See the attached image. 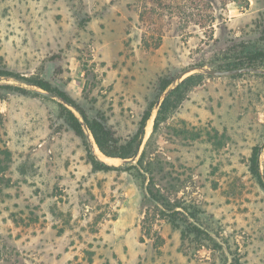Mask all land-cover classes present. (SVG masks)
Returning a JSON list of instances; mask_svg holds the SVG:
<instances>
[{
    "label": "rangeland",
    "instance_id": "obj_1",
    "mask_svg": "<svg viewBox=\"0 0 264 264\" xmlns=\"http://www.w3.org/2000/svg\"><path fill=\"white\" fill-rule=\"evenodd\" d=\"M232 38L264 43V0H0V264H264V73L200 68ZM29 79L119 143L154 104L134 160L90 134L112 165L94 170L62 116L79 110Z\"/></svg>",
    "mask_w": 264,
    "mask_h": 264
},
{
    "label": "trees",
    "instance_id": "obj_2",
    "mask_svg": "<svg viewBox=\"0 0 264 264\" xmlns=\"http://www.w3.org/2000/svg\"><path fill=\"white\" fill-rule=\"evenodd\" d=\"M145 12L143 13V16ZM222 59L216 61V65H213V68L216 69H232V68H240L246 66H254L259 68H264V43L258 41V43H250L241 38H232L228 41L227 45L224 47L222 53ZM205 65L204 63H201ZM247 74V73H246ZM255 76H263L260 73H250ZM13 73L9 71L0 70V76H12ZM201 75H191L184 79L173 91H171L164 101L161 104L159 109V113L156 120V125H158V119L166 116V113L177 104V102H173V96L177 95L180 99L184 98L186 95V91L189 89L192 83H194V79L200 77ZM35 84L39 85L46 91H55L61 97H63L67 102L72 104L75 108H77L82 116V119L76 115L74 111L64 106L62 108V116L65 119L66 123L69 127L75 132V134L81 138L83 145L87 151V157L94 170H109L112 168V165H109L105 161L100 160L93 154L91 150V145L89 142L88 135H92L95 143L97 144L100 151L109 157H117V158H130L136 154L139 150L140 145L142 143V139L145 133L146 122L151 116V112L153 109V105L151 104L145 111L142 116L137 132L132 135L128 140L123 143H119L120 140L115 136L114 131L109 128L106 124H104L98 118L90 117L83 109H81L76 103L65 93L62 91H58L54 89L50 83L46 81H36L34 79H29ZM173 81V80H172ZM171 80H166L161 87L162 93L167 90L169 85L172 83ZM164 114V115H163ZM86 126V128H85ZM259 147L255 146L253 148V153L251 157L250 170L253 175L258 177V179L263 183L262 174L260 171L259 165ZM150 193L154 196L155 199H158V194L154 191H150ZM186 230L189 233L194 234L195 236H201V234L206 233L198 226L190 223L187 225Z\"/></svg>",
    "mask_w": 264,
    "mask_h": 264
},
{
    "label": "water",
    "instance_id": "obj_3",
    "mask_svg": "<svg viewBox=\"0 0 264 264\" xmlns=\"http://www.w3.org/2000/svg\"><path fill=\"white\" fill-rule=\"evenodd\" d=\"M204 72L210 74V75H216V76H231V75H236L239 73H245V72H255V73H264V68H259V67H254V66H246V67H240V68H232V69H216V68H212V67H200ZM193 69V68H192ZM192 69H187L185 71H183L180 75L179 78H181L183 76L184 73L192 70ZM29 84H32L29 81H26ZM38 92L44 94L45 96H49V97H60L61 99H63L66 103H68L69 105H71L69 102H67L63 97H61L59 94H56L54 92L51 91H46V90H42L39 89ZM161 101H158V103H160ZM86 128V126H85ZM138 153V152H137ZM137 155V154H136ZM105 157H109V156H105ZM109 158H114V157H109ZM133 158H125L123 159L124 162H130L133 161Z\"/></svg>",
    "mask_w": 264,
    "mask_h": 264
},
{
    "label": "bare ground",
    "instance_id": "obj_4",
    "mask_svg": "<svg viewBox=\"0 0 264 264\" xmlns=\"http://www.w3.org/2000/svg\"><path fill=\"white\" fill-rule=\"evenodd\" d=\"M102 157H103V159H105L108 162L116 161V159H113V158H109V157H105V156H102Z\"/></svg>",
    "mask_w": 264,
    "mask_h": 264
}]
</instances>
